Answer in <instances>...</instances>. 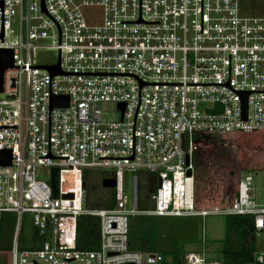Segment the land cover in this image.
<instances>
[{"label":"built area","instance_id":"built-area-1","mask_svg":"<svg viewBox=\"0 0 264 264\" xmlns=\"http://www.w3.org/2000/svg\"><path fill=\"white\" fill-rule=\"evenodd\" d=\"M241 6L0 0V64L3 51L13 62L0 75V152L10 151V164H0V224L4 214L14 216L10 264H226L209 258L204 239L176 260L130 249L129 218L208 215L251 218L260 246L243 264H264V187L258 199L252 171L239 176L226 205L195 203L196 144L264 132V16ZM94 8L98 21L88 20ZM44 53L56 61H40ZM56 65L60 73L52 75L46 67ZM59 97L67 106L51 109ZM104 102L116 104L115 121L103 120ZM52 167L59 169L57 198ZM92 170L114 180L106 188L110 208L87 206L83 183ZM140 172L157 181L147 185L143 208ZM24 214L35 239L19 248ZM82 216L98 219L95 250L78 248Z\"/></svg>","mask_w":264,"mask_h":264},{"label":"rangeland","instance_id":"rangeland-1","mask_svg":"<svg viewBox=\"0 0 264 264\" xmlns=\"http://www.w3.org/2000/svg\"><path fill=\"white\" fill-rule=\"evenodd\" d=\"M240 1L241 7L248 14L254 8L255 11L251 15L264 16V0ZM100 15V11L94 8L88 14V20L98 21ZM39 60L55 62L56 56L53 53H44L39 57ZM98 109L106 122H112L118 118L116 104L114 103H99ZM195 147L196 150L193 153V163L196 165L194 173L201 176L200 182L202 184L195 185L198 203H203L206 200V206H210L208 208L226 205L235 191L239 176L249 171L254 174V185L257 188L258 199H260L264 187L263 169L261 168L264 159L263 139L246 135H231L222 139L211 137L203 139ZM44 176L45 174H42V177ZM126 177L128 187L125 189L130 194V175ZM102 179L100 171L92 170L91 174L86 175L84 182H86L85 185H89L91 189L89 191L102 193L104 190L98 187L101 185ZM141 180L142 185H147V181H143L142 178ZM226 217L224 215H208L204 219L200 217L154 218L157 232L154 251L171 258L169 252L173 248V243H177L176 250L180 252V258L185 252L197 250L202 239H204V247L209 258H222L221 250L226 236ZM138 221V217L129 218L130 229L134 228L137 233V240L134 244H141V250H152L148 248L146 238L139 234L141 229L139 225L133 227V225L138 224ZM33 232L34 228L30 215L24 214L18 239L21 247L27 248L30 246L33 240ZM1 241L0 230V264H10V252L3 248L4 244ZM258 246H260V241L256 243V247Z\"/></svg>","mask_w":264,"mask_h":264},{"label":"trees","instance_id":"trees-1","mask_svg":"<svg viewBox=\"0 0 264 264\" xmlns=\"http://www.w3.org/2000/svg\"><path fill=\"white\" fill-rule=\"evenodd\" d=\"M246 135L248 137L254 136L264 140V132H253L251 134H234L232 136ZM264 165V159L262 166ZM195 163H194V172H195ZM262 168V167H261ZM251 170V169H246ZM141 173V172H140ZM91 174V172H86V175ZM85 175V177H86ZM143 179H146L148 176L146 173H141ZM201 176L195 175L194 173V185H202L200 182ZM86 184V182H84ZM142 185V183H139ZM100 189H103L100 185ZM90 187L87 185V206L90 208H110L112 205L111 191L108 189H103L101 193L97 191H89ZM91 190V189H90ZM140 208H143L144 199L142 196V186H140ZM196 187H195V203L199 208H208L206 206V200L203 203H198L196 197ZM109 198V199H108ZM108 199V200H106ZM207 199V198H206ZM226 236L223 240L222 246V258L226 264H243L245 261H248L252 258L255 250L257 239L254 235L252 228V220L246 216H227L226 217ZM138 224L141 228L139 234L146 238L148 248L152 250H145L149 252H155L154 246L156 243V227L154 217H138ZM132 227V228H133ZM15 229V219L12 214H4L0 224V230L2 235L1 243L4 244L3 248L10 252L12 245V238ZM77 244L78 248L82 250H95L98 247V219L90 216H82L78 220L77 226ZM20 236V234H19ZM18 236V239H19ZM35 239V233L33 232V240ZM32 240V243H33ZM137 240L136 230L130 229L129 243L130 249L132 250H141V244L135 245ZM32 243L30 245H32ZM177 243H173L172 250L169 252L171 258L176 260L180 256V252L176 250ZM19 248L21 247L18 243Z\"/></svg>","mask_w":264,"mask_h":264},{"label":"water","instance_id":"water-1","mask_svg":"<svg viewBox=\"0 0 264 264\" xmlns=\"http://www.w3.org/2000/svg\"><path fill=\"white\" fill-rule=\"evenodd\" d=\"M2 60L0 64V75L6 70L7 68L12 67V58H11V51H3L2 52ZM46 69L52 74H59V65L52 66V67H46ZM2 91L0 86V92ZM68 104L67 97H59V98H52L50 100V107L51 109L54 107H66ZM242 109L243 113L242 116L245 118V99L243 98L242 101ZM0 164L2 165H9L10 164V151H3L0 152ZM191 172H187V176H190ZM58 185H59V169L57 167H52L50 170V187L52 189L53 197H58ZM85 184L83 183V186ZM115 185L114 180L112 179H103L101 181V186L103 188H113Z\"/></svg>","mask_w":264,"mask_h":264},{"label":"crops","instance_id":"crops-1","mask_svg":"<svg viewBox=\"0 0 264 264\" xmlns=\"http://www.w3.org/2000/svg\"><path fill=\"white\" fill-rule=\"evenodd\" d=\"M141 173H145V172H141ZM140 173V174H141ZM147 174V173H146ZM148 176L146 177V179H143L142 178V175H140V183H142L143 184V182H142V180H141V178L143 179V181H147V185H150V187L152 188V186H153V188H154V185H156L157 184V181H156V179H155V177H153V176H150L149 174H147ZM103 179H108V178H103ZM102 179V180H103ZM101 180V181H102ZM151 181V183H149ZM153 182V183H152ZM147 185H140V186H142V196H143V199H144V191L145 190H151V189H148V187H147ZM101 186V185H100ZM102 187V186H101ZM103 188V187H102ZM104 189H106V188H104ZM144 203H145V201H144ZM145 206V204L143 205V207ZM154 218H156V217H154ZM257 239V238H256ZM257 241H260L259 239H257ZM259 248V246L258 247H256V250ZM256 250H255V252H256ZM254 252V253H255ZM186 253V252H185ZM223 259V258H222Z\"/></svg>","mask_w":264,"mask_h":264}]
</instances>
